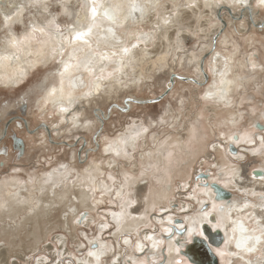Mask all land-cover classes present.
I'll use <instances>...</instances> for the list:
<instances>
[{"label": "bare ground", "instance_id": "bare-ground-1", "mask_svg": "<svg viewBox=\"0 0 264 264\" xmlns=\"http://www.w3.org/2000/svg\"><path fill=\"white\" fill-rule=\"evenodd\" d=\"M71 2L78 6L75 15H72L68 8V4ZM98 2L117 5V12L120 14L121 19L129 15L134 3L146 8L143 18H141L139 12H134L132 13V17L126 21L125 27L117 29L118 36L123 40L132 39V33L150 32L153 25L157 22V14L163 16L170 11L178 9V15L174 17V23L167 30H161L156 34L154 40H150L146 45L141 44L139 48L134 50L133 64L125 69V75L122 77L126 86L117 85L115 88L108 86L107 90L104 88L105 86H102L99 93L87 96L84 93L89 91L90 81L94 80L95 77H90L82 68L79 70L70 69L63 76L60 73L63 69V64L69 62V52L71 51L64 43L63 36L68 34L69 25L75 24L77 21H84L85 17L89 15L88 6L90 0H61L60 12L65 17L67 26L62 25V23L60 24L58 21L60 12L58 14H49L41 22L33 18L29 23H24L22 20L19 21V19L26 5L34 4L33 0H27L26 3L24 0H0L1 27L7 30L0 39V89L10 92L20 89L40 69L50 68L54 64L57 65L54 83L47 85L42 95L37 99L38 118L42 123L39 126L37 125L38 128L34 129L33 137H35V134H38V136L43 135V138L51 136L49 141L52 145L55 144L56 146L74 147V145L77 146V142L79 144L82 143L77 150V155L79 156V162L81 164L85 163L89 158V153L99 149L101 134L96 136V141H94L96 143H94L95 148L85 147V145H88V141L84 140L80 143L82 139H76L77 142L74 141L75 143L73 144L56 142L53 135L55 138H60L57 134H60V132L65 133L71 125L74 126V116L78 117L76 125L79 127H84L89 123L90 120L81 119L84 115V107L92 105L103 94L118 93L120 90H124L125 87L130 88L132 85L135 86L142 83L154 69H164L169 63L168 59L171 50L175 47L176 33H187L188 28L191 29L193 34L201 35V38L205 40L203 46L201 45L200 55L190 52L186 57L188 63L198 72L196 73L197 77L179 75L173 71L174 74H169L168 88H173L170 83L172 76H174V85L177 81H181L196 88H203V107L200 113L192 116L193 118L188 122L184 134L168 135L167 140L156 146L154 150L148 147L141 151L138 150L141 148L139 140L142 139L144 141L147 138L145 134L147 132H144L143 129H148V127L141 123L140 126L134 123V128L129 129L126 136L121 138L117 146L112 144V148L121 152V155L117 156L118 159H127L126 161H129L127 166L121 165V173L118 175V178L120 179L122 176L123 182L121 181L118 184L119 188H116V192L113 191L115 189L114 180L117 179L116 176L110 174L113 179H109L108 181L106 179H99L97 171L79 174V171L74 167L75 165H70L63 160V162L57 163L55 168H52L48 173L43 175L36 176L34 174L28 178L15 175L0 179V264H12L13 260L15 264H31V261L29 262L28 260L41 251L42 241L46 240L47 243H51L50 246L43 245V249L48 250L51 248L52 252L54 246L49 241V238L55 229H58L59 233H69L73 237V231H77L83 225H90L93 219H95L96 215L93 212L97 207L93 200L96 192L89 191L90 188L88 186L91 183L95 184L98 191L101 190L102 195L112 193L113 196L123 197L121 210L112 211L111 214L114 222L117 223V218H114L113 214H116V217L120 219V223H117L119 231L116 230L114 232L119 251L116 252L114 245L112 243L109 244L110 242L108 243L102 237V239L98 240L97 246L104 244L108 249L103 258L107 254L113 253V256L119 260L120 255L123 254L120 246L122 235L135 233L139 226L142 228L143 225H151L150 213L161 205H165V210L160 207L159 209L163 212L159 216H156L155 220L159 226L161 225L166 230L165 233L168 234L156 235V233L146 231V237H152V247L147 251L144 246V253L142 252L139 255L134 254L132 250L133 255H130L127 259L131 258L137 264L140 261H145L146 264H153V262L155 264H169V261L181 257L185 261H189L181 253L188 246L184 244V238L187 236V233L184 236H179L175 228L177 230L183 228L186 230L193 227L201 229L203 224H209L213 230H217V228L213 227L215 222H211L210 217L203 223L199 222L203 210L213 211V202L217 205V211L214 212L217 218L230 215V219L224 226L218 228L223 232L225 240L233 235L231 231L233 226L232 221L238 220L251 229L257 226V220L264 218V208H262L264 200L261 199V196L264 195V179H262L264 177V153L257 151V149L252 150L258 160L247 166L242 164V161H245V159L235 161L236 158L245 156L240 151L242 143L253 144L258 138L259 141H261V138H264L262 137V134H264V99L261 101L262 108L258 112V106L249 107L250 111L241 108L246 100H255L253 96L243 97L244 94H247L244 90L250 84H253L255 91L262 90L261 92H257V94L262 96V98L264 97V55L261 58L259 52L253 51L241 54L235 48L236 45L230 39L231 35L229 33L234 25V28L236 27L234 31L241 40L246 42L247 47L253 42L259 41L255 39L256 36L264 40V33H258L257 31L259 28L264 27V14L262 13L264 9L256 6V0H249L247 7H234L232 6V0H219L218 3L212 2L210 7H205L204 0H197L195 8L184 7V4L191 2V0H160L156 11L151 10L148 0H98ZM46 4L48 8V0H46ZM40 6L42 9H45L43 4ZM47 8L45 11H47ZM65 9H67L69 14H65ZM5 17H10L7 23H5ZM193 23H195V26ZM20 24L24 27L23 31L21 33L14 32L12 27ZM108 26L107 21H101L102 29ZM33 27L37 29L43 28L44 31L33 32ZM104 34L102 30H97L94 33L92 37L93 47H95L96 41ZM216 36H218V39L214 43ZM13 39L22 42L19 48L12 46L11 41ZM260 45L264 51V42H260ZM80 47L86 50V46L80 45ZM110 47L111 44H109ZM101 49L109 50L104 47L103 43H101ZM78 55L83 56L84 53L80 52ZM226 58L227 68H225ZM71 62L75 63V60ZM100 66L97 65L96 67L97 75L99 74ZM108 67L110 69L111 65ZM222 72L227 73L223 79L232 83H221ZM182 78L186 80L183 81ZM61 80H63V84H61ZM104 83L108 84V82ZM53 88L56 89L55 94L49 95ZM61 88H63V93L61 92ZM206 93H213L214 95L210 98H205ZM69 94H72L71 104L68 103L67 99ZM62 96L63 99L61 98ZM221 96H223V99L220 98ZM128 98L140 100L136 96L128 95V97L124 98L123 105L113 104L107 111H103L101 108H96L95 111L93 109V116L97 118V124L101 132L104 130L105 122L111 120L114 110H119L120 113L124 114L128 113L135 106L132 102H128V105L125 103V100ZM61 106L68 107L69 111L61 113L59 111ZM127 106L129 107L127 108ZM167 112H169L170 118H175L172 114L174 113L172 108L168 109ZM189 114H184L179 124H182V120H185L186 117L189 118ZM246 115L250 117L249 121H251L250 126L252 129L243 132L241 130L240 133L235 135L234 127L236 128L237 124ZM204 116H207L206 120L208 122L214 120V122L212 121L214 129L225 126V130L221 131V136L224 139L221 140L219 137V139L215 140L216 143L211 140V138L217 136L218 130L203 128L202 125L205 126L207 124ZM1 118H4V120L8 119L7 121L9 122L14 121L12 128L16 124L18 128L23 127V123L20 124L22 117L17 114L9 117V111H7L5 115L0 114ZM2 123L0 133L4 134L5 125L8 123ZM256 124L262 125L263 130L257 129ZM45 125L48 126L50 134L44 129ZM58 125L60 128H55ZM228 125L231 127V130L226 131ZM9 126L10 123L8 124L7 134ZM29 126V130H31ZM20 130H23V133L28 132L32 134L27 128L23 127ZM158 136L159 134H155L152 139ZM237 137L240 139H237ZM122 140H127V144H122ZM248 140H252L253 143H248ZM40 142L42 143V141ZM147 142L145 141V143ZM231 145L236 148V153L230 152ZM4 146L8 148L7 154L10 155L11 144H8L4 140L0 141V150ZM125 151L127 152V156L124 155ZM20 153V155H17L18 159L24 157L23 152ZM201 154L205 155L204 160L199 163L198 171L192 177V168L198 162L197 159ZM113 157H116L114 152ZM115 162L118 161L113 158L112 163ZM141 165L143 167H140ZM201 165H208L211 169L208 168L207 171H200ZM59 166L61 167L58 168ZM111 167L114 168L113 164H111ZM201 173L207 174L208 179H198L197 176ZM125 177H127V180H125ZM176 178L183 180L184 186L193 183V200L196 203L198 202V205H201V207L204 206L203 203L207 202V206L205 205L203 210L195 211L193 214L188 213L190 208L194 207L191 203V196H180L179 198L183 199L179 200V207L171 210L173 206L169 205L170 199L175 196L176 191V187L173 185L174 181L172 180ZM123 183V188H121ZM166 183L169 184L165 185ZM214 183L232 194L229 203L218 201L216 200V195H212L214 190L211 184ZM103 185L107 186L106 190L103 188ZM197 194L203 197L201 196L202 198L200 199V197H196ZM174 201L178 202L176 197ZM245 203L249 206L243 209ZM136 204L141 205V208H138L134 212H139L141 209L137 215L133 214L134 210H132V207ZM221 206L225 209L223 213L219 211ZM229 209H231L230 213ZM58 210L61 220L56 223L52 218L58 213ZM82 213L83 215H81ZM91 213L94 214L93 217H91ZM176 220L181 221L177 222ZM103 230L100 227V236L103 235ZM142 231L137 232L140 240L141 237H145ZM157 232L159 231L157 230ZM61 238V236L58 237V239ZM127 239L131 241L129 237ZM140 240L138 242L144 244ZM154 242L157 244L155 248L153 247ZM178 242L184 245L181 247L180 256H177L175 251L169 252V248L178 246ZM59 243L62 245L63 250H65L64 239ZM127 246H130V243ZM218 250L224 252L225 255H219ZM54 251L53 254H55ZM212 251L218 257L219 264H247L248 261H251V264H264V246H261V250L254 254H246L244 260L230 255V253L237 251L234 243L227 245L223 243L219 248L212 247ZM84 257L77 258V262L84 260L91 261V258L87 254ZM103 258L102 260H104ZM41 260L37 264L45 263L46 259L41 258ZM57 261H60L59 258L55 259L54 264ZM118 264L121 263L118 261ZM125 264H130V261L127 260Z\"/></svg>", "mask_w": 264, "mask_h": 264}, {"label": "rangeland", "instance_id": "rangeland-1", "mask_svg": "<svg viewBox=\"0 0 264 264\" xmlns=\"http://www.w3.org/2000/svg\"><path fill=\"white\" fill-rule=\"evenodd\" d=\"M24 1L25 3L27 2V0ZM48 2H49V7L47 8V11H45V9H42L41 6H36L35 4L28 6L26 5V8H24L23 14L20 17L19 21L22 20L24 23H29L30 20L35 18L36 20L41 22L42 19L48 16L49 14H58L60 12L61 0H48ZM68 8L71 11L72 15H75L78 6L75 5V3L71 2L68 4ZM262 13L264 14V10H262ZM61 14L62 13L60 12L59 13L60 17L58 16V21L60 22V24L62 23V25L67 26V23L65 22V17ZM1 24L2 22H1V13H0V39L7 31L1 27ZM193 24L195 26V23ZM12 29L16 33H21L24 27L20 24L13 26ZM235 29L236 27L234 28L233 25V28H231L229 31L231 35L230 39L233 40L234 45H236L235 48H237L239 52H241V54L251 51L259 52V56L263 58L264 51L261 48L262 46L260 45V42L263 43L264 40H261L256 36L255 39H258L259 41L253 42L250 46L247 47L246 42L240 39V37L234 31ZM257 31L258 33H264V27L259 28ZM201 37H202L201 35L193 34L190 28H188L187 33H180L179 37L176 36L175 38L176 39L175 47L171 50V54L168 59L169 63L164 69L162 70H160L159 68L154 69V71L148 75L149 77L146 78L145 81L136 84L135 86L132 85L130 88L125 87L124 90H120L119 92L117 91L118 93H113L108 95L103 94L92 105L84 107L85 111L81 119L90 120L89 123H87L84 127H82L81 125H80L81 127L71 125L70 128L67 129V131L64 128L66 132L65 133L60 132V134H57L58 136H60V138H55V136L53 135L54 140L57 142H62V143L66 142L68 144H73L77 142L78 139L79 140L82 139L80 143L83 142L84 140L88 141V145H85V147L89 146L91 148H95L96 143L94 142V136L98 133L97 131L99 130V126L97 124L98 123L96 120L97 118L93 116V109L95 111L96 108L99 109L101 108L103 109V111H107V109L113 104L123 105L124 98L128 97V95L136 96L140 100L155 99L160 95H162L169 87V74L170 73L174 74L173 71H175L179 75L182 74L184 76H190L193 78L197 77L196 73L198 72H196L193 66L188 63L186 57L190 54V52L200 55L201 45L203 46L205 41ZM177 48H179V50H177ZM56 68L57 65L54 64L50 68L40 69L38 72H36V74L32 76V78H30L27 84H25L20 89L12 90L11 92L0 89V114L5 115L7 111L10 112L12 110L14 113L19 114L18 112H20L23 105L25 106L26 104V116H27L26 119L29 121L28 123L30 124L31 130L37 128L40 125V123H42V121L40 122L38 118L39 111L37 110L36 107L37 99L39 96L42 95L44 88L47 85L54 83ZM104 88L107 90L108 86ZM203 91H204L203 88H196L193 85H189L187 83L177 81L173 86L172 90L170 91V93L162 101L158 103L142 105V106L141 105L136 106L135 104V106L132 109H130L128 113H124V114L120 113L119 110H114L113 111L114 113L111 116V120L105 122L104 130L103 132L100 133L101 138L99 143L100 144L99 149L97 148L98 150L89 153V158L87 160L88 162L86 161L83 164L79 162V156L77 155V150L82 145V143L79 144L77 142L76 147H69L64 145L54 146L50 144L46 136L45 138H43L44 137L43 135L38 136V134H36L35 137H33L34 135L29 134L28 132L23 133L22 132L23 130H20L22 128H18L16 126L17 124L13 128L11 126V129L9 130L8 133L9 134L8 137H11L12 135H16L19 138L22 139L24 138L26 142L24 141L25 150L23 153L25 154L24 157L21 159L16 158L17 153H13L9 158L3 157L1 159L0 161L4 163V166H0V179H4L6 177H11L15 175L22 178H28L29 176H33L34 174L36 176L43 175L48 173L52 168H55L57 163L64 161L69 163L70 165L72 164L75 165L74 167H76L75 169L79 171V174L83 172L93 173L94 171H97L98 173L97 177L99 179L101 180L106 179L108 181H109L108 176L110 174L116 176L117 179L114 180L115 189L113 190L116 192V188H119L118 184L121 181L123 182L122 176L120 177V179L118 178V175L121 173V165L127 166L129 161H126L127 159H118L117 156L113 157V152L111 150L105 152V148L108 147L109 144H111V146L112 144L117 146V144L120 143L121 138L126 136V133L129 131V129L134 128L133 125L134 123L139 126L140 123L145 124L146 127H148V131L147 133H145L147 135L146 140L144 141L142 139L139 140L141 148L138 150L140 151L145 149L146 147L152 148L154 150L156 146L161 144L163 141H166L168 135L170 134H176V135L184 134L186 126H188V122L190 121L191 118H193L192 116L194 114L200 113L203 107L202 104ZM244 91L247 92V94L246 95L244 94L243 97L253 96L255 97V100H246L245 104L241 108L250 111L249 107L258 106L257 108V112H258L262 108L261 101L264 99V97L262 98V96H259L257 92H261L262 90L255 91L253 84H250V86H247V89ZM170 108L173 109L174 113L172 114L175 117L174 119L170 118V116L168 115L169 112L166 113V111H168V109ZM184 114H189V118L184 117L185 120H182V124L181 123L179 124V121L183 119ZM206 118L207 116H204V119L207 122V124L205 126L202 125L203 128H210V129L213 128L214 120L208 122ZM7 120H4V123ZM249 120L250 117H248L247 115L244 116L241 119V121L237 124V127L236 128L234 127V134L236 135L237 133H240L241 130L243 132L245 130L252 129V127L250 126L251 121ZM55 128L58 129L60 127L58 125ZM214 130L215 131L218 130L217 136L215 138H211V140L215 141L216 139H219V137L221 140L224 139L221 136L222 134L221 131L225 130V126H221L220 128L217 129L215 128ZM228 130H231V127L229 125L226 128V131ZM155 134H159V136L155 139H152L153 135ZM26 135L28 136L26 137ZM262 135H263L262 137H264V134ZM40 141H42V143ZM145 141L148 142L145 143ZM6 142H8V144L11 143L10 139L6 140ZM48 148L50 149V151ZM258 148H261L259 138L253 144L242 143V146L240 147V151L242 154H245V156L238 157L236 158L235 161H241V159H245V161H242V164H244L245 166L253 162H256L258 159L256 158V154H253L252 150ZM261 153H264V150H262ZM75 154L77 155V157ZM204 156H205L204 154H201L198 157L197 159L198 162L196 161L197 163L192 168V172H193L192 177L198 171V165L200 166L199 163H201V161L204 160ZM113 158H115L118 162L112 163ZM111 164H113L114 168L111 167ZM60 167L61 166H59L58 168ZM140 167L143 166L141 165ZM208 168L211 169L210 166L208 165L205 166L201 165L200 171H205V170L207 171ZM172 181H174L173 185L176 187V191H175V196L171 197L170 199L169 205L173 206L171 210L179 207V200L183 199V198L180 199L179 198L180 196L182 197L191 196L192 198L191 203L193 204L194 207L190 208V211L188 213L193 214L195 213V211L203 210L207 202L203 203L204 206L201 207V205H198V202L196 203L193 200V194H192L194 192L193 183L188 184V186H184V181L181 180L180 178H176ZM167 184L169 183H166L165 185ZM122 185H124V183ZM88 187L96 188L94 183H91V185ZM102 194L103 193L101 192V190L99 191L97 190L94 196L95 197L94 202L97 205V207L93 213L96 216L90 225H83V227H81L82 229L79 227L77 231H73L72 232V235H74L73 237L69 233H59L58 232L59 230L55 229L54 230L55 232L54 231L52 232L49 241L53 243L54 249H56V251L52 249L51 252V248H49L48 250L43 249V245L46 246L51 245V243H47L46 240H44L42 241V245H41L42 247L40 249L41 251L35 254L33 258L31 257L28 261L29 262L31 261V264H37V262L42 261L41 260L42 258L46 260L45 263H40V264H54L55 259L59 258V260L62 261L63 264L72 263L73 260L77 261V258H82L87 254V251L91 246L90 245L91 241L95 240L98 243V240L102 239V237L108 243L110 242L109 244L112 243L114 245L116 252L119 251L117 239L114 237V232L117 230L118 224L114 222V220L111 217V214L112 211L121 210L123 197L113 196L112 193L110 194L105 193L104 195ZM201 196L202 195L197 194L196 197H200L201 199L203 197ZM175 197L177 198L178 202L174 201ZM186 201H187V197H186ZM140 206L141 205L136 204L132 207V210H134L133 214L137 215V213L138 214L140 213L141 209L139 210V212L134 213L138 208H141ZM160 207H162L163 210H165L164 209L165 205H161L156 207L155 210L151 211L150 213V220L152 221L151 225L149 226L143 225L142 228H140L139 226L137 227L135 233H130V234L128 233L122 235V238L120 240V246L122 248L123 254L120 255L119 257L118 260L119 263L125 264V262L129 260L127 258L130 255H133V253L137 255L142 253V252H137L135 250V245L140 240V237L138 236L137 233L138 231L143 230L142 232L144 233V235L146 231H151L153 233H156V235L168 234L165 233L166 230H164V228H162L161 225L159 226L155 220L156 216H159L163 212L159 209ZM57 212L58 213L55 214L56 217L54 216V218H52L56 223L61 220V215L59 216V210ZM93 213H91V217H93L94 215ZM130 213H131V209H130ZM103 223H107L108 228L104 229L102 231L103 235L100 236V232H101L100 226ZM157 230L159 232H157ZM59 236H61L62 238L58 239ZM125 237L130 238L131 240L130 246H127L124 243ZM63 239L65 241V250H63L62 245L59 243L62 242ZM140 241L144 243L143 245L145 246V250L149 251L150 247H152L151 240L146 239V235H145V237H141ZM132 250L134 251L133 253ZM53 251L55 252V254H53ZM114 255L116 254L114 253ZM113 258H115V256H113V253H109L105 258H103L104 259L103 261L105 262V264H111V260Z\"/></svg>", "mask_w": 264, "mask_h": 264}, {"label": "snow or ice", "instance_id": "snow-or-ice-1", "mask_svg": "<svg viewBox=\"0 0 264 264\" xmlns=\"http://www.w3.org/2000/svg\"><path fill=\"white\" fill-rule=\"evenodd\" d=\"M212 2L218 3L219 0H204V6L210 7ZM33 3L36 6H40L43 4L45 9L47 8L46 0H33ZM160 0H148V5L150 6L152 11H156L159 7ZM249 4V0H232V6L234 7H247ZM197 6V0H191L189 3H185V8H195ZM256 6L259 8L264 9V0H256ZM117 5L108 4L104 2H98V0H90V4L88 6V13L84 19V21H77L75 24L68 26V34L63 36L64 43L67 45L68 48L71 49L69 52V62L63 64V69L60 73L61 76L64 73L69 72L70 69H83L85 73H87L90 77H95L94 80L90 81L89 84V91L84 93L87 96H91L94 93H99L102 89V86H110L115 88L117 85H125V81L122 77L125 75V69L130 67L134 61V50L139 48L141 44L146 45L150 40H154L157 33L161 30H167L173 23L174 17L178 15V9L170 11L166 15H159L157 14V22L153 25V28L150 32H140L139 34L132 33V39L123 40L118 36L117 29H123L125 27L126 21L132 17V13L139 12L141 18L145 15L146 8L140 4H133L132 10L128 16H125L121 19L120 14L117 12ZM65 14H69L67 9H65ZM10 19V17H5V23ZM134 19V17H133ZM107 21L109 26L106 28H101V21ZM59 28V26H57ZM97 30H102L105 34L100 37L99 40L96 41L95 47L92 44V37ZM40 31L43 32V28L37 29L33 27V32ZM177 37H179L180 32H177ZM134 41V42H133ZM12 46L19 48L21 41H17L13 39L11 41ZM101 43L104 44V47L109 50H102ZM109 44L111 47L109 48ZM80 45L86 46L85 48L80 47ZM179 50V48H177ZM83 52V56H79L78 53ZM219 55V54H217ZM7 58V57H4ZM75 60V63L71 61ZM97 65H101L99 67V74H96V67ZM109 65L111 68L109 69ZM255 67V65H253ZM225 68H227V58L225 63ZM226 72L221 73V83H232L231 81H225L223 79L226 76ZM104 82H108L105 84ZM61 84H63V80H61ZM126 86V85H125ZM56 89H51L49 95H54ZM61 92L63 93V88H61ZM213 93H206L205 98H210L213 96ZM63 99V96L61 97ZM223 99V96L220 97ZM68 103L71 104L72 101V94L68 96ZM61 113H67L69 111L68 107L61 106L59 108ZM76 120L78 117H73V124L76 125ZM144 132H147L148 129L144 128ZM139 135V133H137ZM237 139H240L237 137ZM127 140H122V144H127ZM248 143H253L252 140H248ZM261 148L257 149V151L264 150V138H261L260 141ZM7 150V148H5ZM113 151L116 156H120L121 152L112 148L111 144L105 148V152ZM21 153L18 151L17 155ZM124 155L127 156V152H124ZM108 179L112 180L113 177L111 175L108 176ZM264 179V177H262ZM127 180V177H125ZM103 184V182H101ZM103 188L106 190L107 186L103 185ZM123 188V185L121 186ZM89 191L95 193L97 189L95 187H91ZM119 195V193H118ZM215 196V193H212ZM261 199L264 200V195L261 196ZM93 200L95 197L93 196ZM249 205L245 203L243 205V209H246ZM264 208V205H262ZM241 209V210H243ZM212 212L207 211L206 209L201 213V220L200 223H203L211 217L212 220L215 221L213 224L214 228H221L224 224L230 219V215L217 216L213 215L214 212L217 211V205L215 202L212 204ZM219 211L223 213L225 209L221 206ZM231 209H229L230 213ZM83 215V213L81 214ZM114 218H117V223H120V219L116 217V214H113ZM195 223V222H194ZM232 228L231 231L233 233L232 237L226 239L224 243L230 244L234 243L236 252L230 253L232 256L238 257L240 260H244V256L246 254H254L257 251L261 250V246H264V218L261 220L256 221L255 228H248L243 223L239 222L238 220H234L231 222ZM101 229L108 228L107 223L101 224ZM119 231V228L117 229ZM187 236L184 238V244L191 246L190 251L194 253L198 251L197 249V238H199L200 243L207 241L208 237L205 234V231L196 227L188 228L185 230ZM227 235V233H226ZM146 239L151 240L152 237L148 236ZM124 243L127 245L130 241L125 238ZM90 250L88 251L87 255L91 258V261L84 260V261H72V264H105L102 258L105 256L108 249L104 244H100L97 246V241L93 240L90 242ZM183 244H179L178 246L170 247L169 252L175 251L177 256H180L181 247ZM153 247H157V244L154 242ZM135 250L137 252L144 251V245L141 243H137L135 245ZM218 254L223 256L225 255L224 252L218 250ZM130 264H137L136 261L131 260L129 258ZM13 264L15 261L13 260ZM56 264H63L62 261H57ZM111 264H118V258H113L111 260ZM139 264H146L145 261H140ZM155 264V262H153ZM169 264H197L195 259H190V261H185L183 257L179 259H174L169 261ZM247 264H251V261H248Z\"/></svg>", "mask_w": 264, "mask_h": 264}, {"label": "water", "instance_id": "water-1", "mask_svg": "<svg viewBox=\"0 0 264 264\" xmlns=\"http://www.w3.org/2000/svg\"><path fill=\"white\" fill-rule=\"evenodd\" d=\"M228 11L230 12V10H228ZM218 16H220V14H218ZM217 39H218V36H216L214 43L216 42ZM182 80L185 81L186 79L182 78ZM194 82H197V81H194ZM170 83L173 87L174 86V76L171 77ZM171 90H172V88H167V90L162 95H160L159 97L152 99V100H134V99L128 98L125 100V103L127 104L128 102H132V103L138 104V105H147V104L158 103V102L162 101L170 93ZM128 107L129 106H127V108ZM20 112H21L22 117L23 116L26 117V104H25V106L23 105ZM12 114H15V113L12 112ZM22 120H23L26 128L28 129V131L33 134L35 130H29L27 120L25 118H22ZM256 128L259 130H263V126L260 124H256ZM44 129L50 134L48 126L45 125ZM7 130H8V124H6L5 128H4V136L7 135ZM100 132H101V130H99L98 134H96L94 136V141H96V136L99 135ZM12 138H13L12 139L13 140V148L16 150H19V152H24V150H25L24 141L21 138L17 137L16 135H14ZM49 139H51V136H49ZM74 147H76V146L74 145ZM5 148H7V147L4 146L3 152H4V155H7L8 148H7V150H5ZM230 152L236 153V148L232 145L230 146ZM197 178L207 180L208 175L201 173V174H199V176H197ZM211 187L214 190V193L216 194V200L226 201L228 203L231 201L232 194L230 192H228L227 190H225L223 187H221L220 185H218L216 183L211 184ZM213 215H215V214H213ZM210 220H211V222H215L214 220L211 219V217H210ZM178 221H181V220H178ZM201 229L205 231V234L208 237L207 241H205L201 244L199 238H197V249H198V251H196L195 253L193 251H190L189 249L191 246L188 245L186 247V249L183 250V252H181V253H183L184 256L188 258L189 261H190V259H195L197 261V264H219V259L216 256V254H214V252L212 251V247L219 248L223 245V243L225 241V236H224L223 232H221V230H219V229L213 230L209 224H203L201 226ZM175 231L179 236H184L186 234L184 228L180 229V230H177L175 228Z\"/></svg>", "mask_w": 264, "mask_h": 264}, {"label": "flooded vegetation", "instance_id": "flooded-vegetation-1", "mask_svg": "<svg viewBox=\"0 0 264 264\" xmlns=\"http://www.w3.org/2000/svg\"><path fill=\"white\" fill-rule=\"evenodd\" d=\"M12 112H13V110L9 112V117H10V116L13 117V116H15V115L17 114V113L12 114ZM18 113H19V114H17V115H19L20 117H22V116L20 115L21 112H18ZM26 117H27V116H26ZM26 117L23 116L22 118H25V119H26ZM22 118H21V121H20L21 123H20V124L23 123L22 126H23L24 128H26V127H25V124H24V122H23V120H22ZM26 120H27V119H26ZM2 121H3V123H4V118H1V119H0V125H1ZM27 122H28V120H27ZM3 123H2V124H3ZM5 123H8V124L10 123V126H9V130H10V127L12 126V123H14V121H12V122L6 121ZM5 123H4V124H5ZM22 126H21V127H22ZM28 126H29V123H28ZM23 127H22V128H23ZM29 127H30V126H29ZM37 128H38V127H37ZM35 129H36V128H35ZM32 130H34V129H32ZM8 133H9V131H8ZM32 135H33V134H32ZM35 135H36V134H35ZM12 137H13V135H12L11 137H8V134H7V136H4L3 133H2V134L0 133V141H2V140L6 141V140H9V139H10V141H11V143H10V144H11V148H10V150H9V153L11 152L10 155H9V154L4 155V152H3V148H4V147H3V148H1V150H0V160H1L3 157H7V158H9L13 153H17V152L19 151V150H16V149L13 148V140H12L13 138H12ZM5 138H6V139H5ZM7 138H9V139H7ZM47 138H48V136H47ZM21 139H22V138H21ZM22 140L24 141V139H22ZM48 141H49V138H48ZM54 141H55V140H54ZM49 142H50V141H49ZM56 142H57V141H56ZM50 143H51V142H50ZM51 144H52V143H51ZM2 145H3V144H2ZM53 145H55V144H53ZM61 146H62V145H61ZM11 150H12V151H11ZM24 154H25V153H23V155H24ZM8 155H9V156H8ZM16 158H17V154H16ZM0 166H4V163H3L2 161H0Z\"/></svg>", "mask_w": 264, "mask_h": 264}]
</instances>
